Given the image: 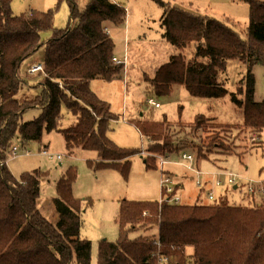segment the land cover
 I'll return each mask as SVG.
<instances>
[{
	"label": "trees",
	"instance_id": "16d2710c",
	"mask_svg": "<svg viewBox=\"0 0 264 264\" xmlns=\"http://www.w3.org/2000/svg\"><path fill=\"white\" fill-rule=\"evenodd\" d=\"M152 1L163 9V38L178 51L145 79L152 93L169 96L180 85L193 98L230 96L242 112L237 135L231 132V138L222 139L216 130L199 152L214 148L225 155L239 154L236 143L241 134L264 135V100H254L252 73L254 65L264 67V1L240 0L249 12L243 36L214 18L172 7L164 0ZM11 2L0 0V264H91L92 243L80 235L82 211L91 200L84 204L72 196L75 168L68 167L56 182L53 223L37 208L40 182L48 172L33 170L15 177L7 161L14 145L24 150L33 143L40 145L44 133L58 132L68 156L77 150L92 151L98 158L95 168H113L128 177L130 158L141 150L119 147L111 140L108 132L117 117L90 86L94 80L121 78L123 64L113 61L115 44L107 28L125 26L126 7L113 0H88L84 6L81 0H57L45 11L14 14ZM63 2L68 5L67 22L56 27L54 15ZM47 31L50 37H42ZM41 47L44 72H38L40 80L32 83L33 76L21 74L20 68ZM229 59L247 65L246 75L232 92L217 81ZM63 108L73 117L68 125L62 124ZM35 109L37 116L24 121L23 116ZM208 120L196 116L195 130ZM180 124L172 125L164 115L136 126L147 138L150 155L165 157L179 151L171 126ZM144 163L154 168L149 159ZM144 212L150 216L142 217ZM116 223L117 238L98 242L96 264H264V204L229 206L221 197L214 204L191 205L124 199ZM143 225L158 226V244L145 236L130 238Z\"/></svg>",
	"mask_w": 264,
	"mask_h": 264
},
{
	"label": "rangeland",
	"instance_id": "374dc122",
	"mask_svg": "<svg viewBox=\"0 0 264 264\" xmlns=\"http://www.w3.org/2000/svg\"><path fill=\"white\" fill-rule=\"evenodd\" d=\"M87 1L83 0L82 2L81 0L80 5L84 6ZM118 1L126 7V22L125 26L108 25L115 44L114 52L118 57H122L125 54L124 44L126 48L129 42L128 52L131 51L133 54L127 61L126 49V57L124 56V60H120L125 61L123 62L121 78L109 82L94 81L92 84L93 88L98 91L99 98L108 103L110 111L117 117V120L111 122L108 136L119 147H139L141 150L139 154L130 158L131 168L128 177L125 179L113 168H95L98 158L92 151L77 150L71 157L68 156L63 135L58 132L44 133L40 145L30 144L26 149L32 155L11 157L7 161V167L15 177H19L23 172L33 170L48 172L47 177L40 182L37 208L53 223L57 221L53 203V198L57 196L56 182L68 167L75 168L77 178L71 185L72 196L80 199L84 204L86 199L91 200L89 204H85V209L82 211L80 232L81 237L90 240L92 243L91 264H96L98 242L102 239L114 241L117 238L116 215L119 211L120 200L156 199L160 205L157 196L160 178L158 160L150 156L147 151V138L139 132L136 126L137 122L159 121L166 115L172 125L181 123L179 127L171 126L175 128L171 131L174 144L178 146L179 151L193 155L198 170L219 171L246 176L253 181H261L257 191L248 194L246 184L237 180V183L239 182L237 189L231 186L218 188L214 197V199L217 197L216 201H209L205 189V187H209V182L205 187L196 188L190 182L191 178L188 176L190 174L179 168L172 167L169 169L166 167L167 171L176 175V180L178 177L179 192L183 204L191 205L195 201L214 204L219 197L225 198L229 206L256 208L264 204V135L258 136L252 132L249 133V131V134H241L236 143L239 154L225 155L216 152L214 148L209 153L205 151L208 148L199 152L200 146H206L208 136L216 130L222 139L231 138V132L232 135H237L236 128L240 127L242 123L241 110L232 103L228 95L220 99L193 98L180 85L174 86V90L169 96H155L145 79L152 77L156 70L169 60L170 55L178 53L162 36L163 28L160 20L163 9L152 0ZM56 2L57 0H12L11 7L14 14H20L33 9L40 11L51 9ZM164 2H169L172 7H180L196 15L219 20L234 29L240 36H243V31L249 25L248 5L240 0H164ZM67 18L68 5L63 2L54 15V26L63 27ZM50 35L49 31L42 33L44 38L50 37ZM185 55L189 57L191 54L187 50ZM43 56L44 47H41L33 56L22 63L21 74H25L33 62H42ZM246 73V64L236 59H229L226 70L218 74L217 81L223 83L225 88L232 92L235 90L237 82ZM252 73L255 77L254 100L261 102L264 100V67L256 64L252 67ZM27 74L29 73L27 72ZM29 75L33 76L32 83L40 78L38 73ZM150 99L158 103L159 107L150 105L148 103ZM38 113L37 109L29 111L23 116V120L32 119ZM62 114V124H70L73 117L66 108L62 109ZM200 114L209 120L204 127L195 130L194 119ZM212 125L216 129H213ZM40 150H45L53 156L61 153L63 157L60 160L54 157L48 158L39 155L37 152ZM179 151L171 155L174 156ZM145 159H149V164H153L154 168H147L144 163ZM173 159H178V156H174ZM90 164L92 165L90 166ZM175 170H179V173L175 174L173 172ZM180 181L182 183L187 181L184 188H181L182 183ZM201 189L203 191L200 193ZM147 216H150L148 212H144L142 215L144 218ZM139 236H145L151 241L154 240L158 237V226L143 225L140 230L130 233V238ZM186 253L191 254L192 248L187 247Z\"/></svg>",
	"mask_w": 264,
	"mask_h": 264
},
{
	"label": "built area",
	"instance_id": "2783aa9c",
	"mask_svg": "<svg viewBox=\"0 0 264 264\" xmlns=\"http://www.w3.org/2000/svg\"><path fill=\"white\" fill-rule=\"evenodd\" d=\"M113 61L115 63L123 64L125 61H120L117 58H114ZM27 72L29 74H36L38 72H43V65L39 62H33L28 68ZM150 105H154V107H159L158 103L154 102L153 100H148ZM39 155L46 156L48 158H55L60 160L63 157V154L57 153L55 156L48 154L45 150H40L37 152ZM29 156L32 153L27 150H21L18 146L15 145L12 148V158H16L19 156ZM144 155V152H142ZM155 157L158 160L159 164V180H158V187H159V203H170L173 205H179L182 203L181 195H180V184L176 181V175L167 171V166H179L185 172H187L188 176L191 178L192 184L196 188L205 187V185L209 182V187H205L206 189V196L209 201H216L215 191L218 188L228 186V187H235L236 189L239 187L237 180L246 184L247 193L252 194L257 191L258 186L260 187L261 181H253L246 176H239L235 174H226L224 172L219 171H200L197 169L195 164V158L191 153L180 151L178 154L174 156H178V159L174 160V156H160V155H150ZM214 199V200H213ZM154 243L158 244V239L155 238Z\"/></svg>",
	"mask_w": 264,
	"mask_h": 264
},
{
	"label": "crops",
	"instance_id": "0c3cea01",
	"mask_svg": "<svg viewBox=\"0 0 264 264\" xmlns=\"http://www.w3.org/2000/svg\"><path fill=\"white\" fill-rule=\"evenodd\" d=\"M116 2H118V3H121L120 1H118V0H115ZM122 4V3H121ZM107 30H108V35L111 37V32H110V30H109V26H108V28H107ZM112 38V37H111ZM113 39V38H112ZM129 41V40H128ZM128 44H129V42L127 43V47L125 48V44H124V50H125V54H124V52H123V54L124 55H122V57H118L117 55H115L114 57L115 58H117L118 60H124V56L126 57V49H127V61H129L130 60V58H131V55L133 54V53H131V51H130V53L128 52ZM174 54V53H173ZM171 56V55H170ZM170 56H169V58H170ZM168 58V59H169ZM41 63V62H40ZM124 79V78H123ZM94 81H99V80H94ZM94 81H92V82H94ZM124 81V80H123ZM92 82H91V84H90V86H91V89L94 91V93L98 96V91H96L94 88H93V84H92ZM99 97V96H98ZM103 100V99H102ZM105 101V100H104ZM172 167H175V168H179L180 170L182 169L181 167H179V166H167V168H169V169H171ZM183 170V169H182ZM175 174L177 173H179V170H175V171H173ZM182 175H183V173H181ZM187 175V174H186ZM177 180H178V177H177ZM176 180V181H177ZM178 182V181H177ZM181 182V181H180ZM190 182H191V179H190ZM179 183V182H178ZM182 183V182H181ZM187 183V181H185L184 183H182V185H181V188H184V185ZM158 191V198H159V189L157 190ZM146 200V199H145ZM148 200H156V199H148ZM198 200V199H197ZM142 201V200H141ZM195 201V200H194ZM103 240V239H102ZM106 240V239H105Z\"/></svg>",
	"mask_w": 264,
	"mask_h": 264
}]
</instances>
